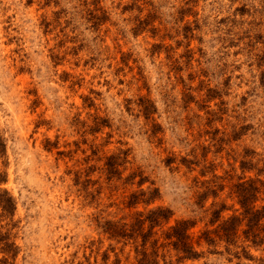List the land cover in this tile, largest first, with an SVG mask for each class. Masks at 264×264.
<instances>
[{
    "label": "rangeland",
    "instance_id": "rangeland-1",
    "mask_svg": "<svg viewBox=\"0 0 264 264\" xmlns=\"http://www.w3.org/2000/svg\"><path fill=\"white\" fill-rule=\"evenodd\" d=\"M0 178V264H264L244 222L198 240L264 180V0H0Z\"/></svg>",
    "mask_w": 264,
    "mask_h": 264
},
{
    "label": "trees",
    "instance_id": "trees-1",
    "mask_svg": "<svg viewBox=\"0 0 264 264\" xmlns=\"http://www.w3.org/2000/svg\"><path fill=\"white\" fill-rule=\"evenodd\" d=\"M3 146V145H2ZM3 178H0V181H3ZM232 194L237 198L238 204L240 205L241 211L239 215H232L224 221L218 223L214 230L204 231L199 236L198 240L204 239L206 243L213 244L215 240L211 234L217 236L220 239H225L226 241H233L237 237L239 228L244 222L246 225L245 230L243 231L245 239L255 247H264V204L257 206L256 202L259 200V196L264 194V180L258 178H249L247 181L238 182L233 186ZM157 192V190H156ZM208 193L215 192L207 190L203 193L202 198H206ZM144 192L141 191V195ZM132 202L130 204L136 203L139 199L138 195H131ZM151 199V198H150ZM149 199V200H150ZM144 200V201H149ZM215 203L211 204V208L215 207ZM0 207L2 210L1 215L11 216L16 207V202L14 196L6 189L0 190ZM220 209H213L211 211V217L209 223L214 225L220 221V214L224 209V206H221ZM236 212V211H235ZM171 212L167 208L157 207L153 210H150L145 219H142V213H137L136 222L139 223V230H142V225L145 221L149 222V232L152 230L153 226L160 223L162 219H168ZM194 225V222L190 220L181 219L178 220L174 226L170 227V232L167 234L168 239L173 238V246L178 254H181L180 258H195L199 254L196 253L193 249L191 243V238L188 235V230ZM120 229V230H119ZM117 229V225L112 224L109 228L111 230L112 236L122 237L125 234L126 228L125 225ZM2 264H9L7 257L2 260Z\"/></svg>",
    "mask_w": 264,
    "mask_h": 264
}]
</instances>
